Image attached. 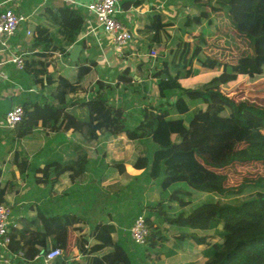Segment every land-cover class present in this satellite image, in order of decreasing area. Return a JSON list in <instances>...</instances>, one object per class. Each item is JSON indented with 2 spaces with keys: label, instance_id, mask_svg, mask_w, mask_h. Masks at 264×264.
<instances>
[{
  "label": "trees",
  "instance_id": "obj_1",
  "mask_svg": "<svg viewBox=\"0 0 264 264\" xmlns=\"http://www.w3.org/2000/svg\"><path fill=\"white\" fill-rule=\"evenodd\" d=\"M243 1L220 0V5L213 8L228 7L232 25L247 41L248 50L234 63L225 62L204 52L208 44L205 36L189 34L188 39L180 36L175 46L167 53L161 50L156 58L161 62L160 69L152 74L157 79V102L153 104L142 97L143 103L137 108L134 107L135 98L116 103L99 88L87 97L79 96L84 89L83 78L91 66L79 65L75 82L64 76L54 79L48 71L53 38L42 34L34 38L37 50L25 58V70L37 83L55 86L50 98L42 103L26 101L20 104L24 116L15 127L17 135L25 138L41 126L56 140L69 131L80 134L82 139L62 144V150L56 149L57 158L47 160L43 168L34 166L21 151L14 153L12 163L18 166L24 179L32 172H43L36 181L45 184L55 183L65 173H70L72 181L78 183L80 178L88 179L92 173L97 178L96 183L89 185L94 178L89 179L88 188H93L95 197L107 201L108 211L103 215L99 213L95 221L92 214L85 212L83 203L81 211L72 209L45 214L41 209L38 213L40 225L35 228L31 224L33 221L27 218L19 220L21 228L20 224H9L8 246L22 251L24 260L40 255L42 260L51 249H68L72 231L78 230L76 247L85 259L69 264H135L148 252L154 253L153 259L162 256L158 254L168 240L162 227L166 223L172 226L166 229L179 230L177 237L182 241L207 246L205 264H264V177L255 184H240L236 188L218 184L226 168L247 162L264 163V105L247 98L237 99L221 90L240 77L252 79L264 72V8L255 18L243 12ZM204 18L211 24L208 10H202L199 15L186 17L182 25L186 29L201 24ZM149 21L143 33L151 50L164 42L163 35L171 36L167 30L171 23L164 12H154ZM68 29L63 28V33H68ZM199 71L217 75L199 88L185 87L181 83V78ZM134 79L130 68H126L117 85L132 83ZM133 92L136 95L137 89ZM79 104L84 109L82 114L69 110ZM120 135L124 136V141L117 145L107 161L106 150L101 145L106 138ZM135 151L137 156L132 167L141 171L140 175L126 185L118 180L107 182L115 171L124 170L126 157ZM91 152L96 153L95 157H91ZM63 153L72 158L64 159ZM139 179L145 184L140 194L147 183L153 184L151 191L159 193L157 202L139 201L132 218L133 225L139 215L146 217L150 234L145 250L142 246L133 247L131 226L119 229L117 218L112 214L115 203L111 204L114 199L116 202L117 196L127 197L132 193L130 188ZM11 187L8 182L0 185V203H5L4 197ZM200 191H216L219 198L193 204L194 196ZM73 192L69 190L68 193L72 195ZM131 197H138L137 193ZM130 202L128 200L127 205ZM239 223L248 224L250 229L246 234L232 236L230 229ZM219 225H223L219 237L197 234L199 230L213 229L216 233ZM87 226L91 231L85 234ZM182 228L185 231H181ZM49 237H53L52 243ZM216 237H224V240H210Z\"/></svg>",
  "mask_w": 264,
  "mask_h": 264
},
{
  "label": "crops",
  "instance_id": "obj_2",
  "mask_svg": "<svg viewBox=\"0 0 264 264\" xmlns=\"http://www.w3.org/2000/svg\"><path fill=\"white\" fill-rule=\"evenodd\" d=\"M91 1L93 0H0V12L11 8L24 18L16 33L7 40L5 45L0 41V185L4 186L8 182L12 186L10 193L4 199L5 203L12 208L10 223L20 224V228L22 227L19 223L21 218L32 220V227H37L40 222L38 213L41 209L45 210V214L67 212L72 209L81 210L83 197L82 190L78 187L82 188L87 184L89 177L88 179L83 177L76 183L72 181L70 173H65L53 184L38 183L36 177L42 176L43 172L37 171L36 174L32 172L28 179H24L18 166L12 163L14 153L21 151L28 155L34 166L43 168L47 160L55 159L58 156L56 149H52L50 146L69 144L74 139H82L80 134L69 131L63 134L60 140H56L52 133L45 131L41 126L27 137L19 138L17 129L5 126L6 114L14 106L26 101L42 103L45 99L50 98L55 86L45 87L41 83H37L25 70V67L19 68L12 58L23 55L25 64V58L29 53L37 50L34 46V38L40 34L52 36L53 55L50 57L51 63L48 71L53 74L54 79L64 76L71 82H75L78 79L79 65L91 66V70L83 78L84 89L79 93V96L87 97L92 91L99 88L110 99L122 97L123 103L125 99H134L133 91L134 89L138 90L140 86L142 91L148 92L149 83H152L154 95L158 96L157 79L152 74L160 67L161 62L150 57L148 40L143 33L150 23V15L154 12H164L167 15V21L171 23L167 29L171 36L163 35L164 42L156 45L158 47H154L159 52L166 50L167 53L171 47L175 46L180 36L183 39H188L191 34L189 29L194 26L184 29L181 24L179 28L174 20L175 14L178 13H175L174 9L184 10L195 7L200 12L208 10L210 15V10L218 5L207 3L208 6L205 7L203 0H118V18L137 35L136 42L129 46L120 57L116 54L106 32L96 26L94 14L87 7ZM200 12L189 16L199 15ZM63 28H69L68 33H63ZM75 45H81V50L77 60H72L71 50ZM137 45L142 48L139 50ZM126 68H130V74L135 79L132 83L123 82L117 85L120 75ZM205 73L211 72L199 71L187 78ZM208 81L201 82L200 85L203 86ZM143 97L146 99L145 95ZM69 110L79 115L84 109L79 104ZM106 139L109 141L108 138ZM106 141L103 142L104 145L108 143ZM74 154L76 155V153ZM95 154H91V157H95ZM69 156L72 157V155L63 153L64 159H69ZM107 157L111 156L107 155ZM130 171L133 175H138L137 173L140 172L133 167ZM69 190H73L75 191L73 193L77 194L76 201L70 204L68 203L71 200ZM88 190L94 192L92 187H89ZM109 216L111 217V214ZM37 217L36 222L35 218ZM163 233L166 234L165 231ZM49 242H53V237H49ZM76 259L84 262L85 256L81 255L77 249L73 233L68 249L63 250L61 257L50 261L41 260V255L34 259L24 260L22 251L13 250L11 246L6 248L0 246V264H69Z\"/></svg>",
  "mask_w": 264,
  "mask_h": 264
},
{
  "label": "rangeland",
  "instance_id": "obj_3",
  "mask_svg": "<svg viewBox=\"0 0 264 264\" xmlns=\"http://www.w3.org/2000/svg\"><path fill=\"white\" fill-rule=\"evenodd\" d=\"M219 1L220 0H211V1L203 0V2H205L206 4L208 3V4L220 5V3H218ZM261 8H264V0L243 1V9H242L243 12L251 13L252 15H255V18L262 14ZM177 9L178 8L174 9V11L176 10L175 13H178L175 14L176 17L174 20L179 25V28L181 24H183L185 16H189L194 13L198 14L200 12L199 9L195 7L185 8L184 10L182 9L177 10ZM210 11H211L210 17L212 18L211 24L208 23L206 18H204L201 25L194 24V26L189 30L191 31V34L194 35L199 34L198 36H202V37L205 36L207 38L208 44H207V48L204 51L206 54L217 57L221 61L234 63L243 52L248 50L247 41L243 39L238 34L237 29L233 27L231 17L229 16L228 7L221 9H212ZM137 47L139 48V50L142 48V46L140 45L139 46L137 45ZM215 75H217V73L211 72L191 78L183 77L181 78L182 79L181 82L186 87L199 88L201 86L200 85L201 82H206ZM143 82L145 83L144 78H143ZM149 84H150V89L148 92L142 91L141 90L142 88L140 86V88L137 90L138 91L137 94L132 96L133 98H135V104H134L135 108H137V105L139 104L142 105L143 103L142 97L144 95L146 96L147 99L146 101L149 100L153 104L157 102L158 96L154 95V89L152 87V83ZM221 90L222 91L224 90L225 93L237 99L247 98L253 100L258 104L264 105V72L252 79L248 77H240L237 82L229 85L228 87H222ZM116 98L112 99L113 102L121 103L122 97H116ZM188 118L189 117L186 116L187 120ZM108 139L109 141H106V143L107 142L108 143L105 145L102 143L101 146L103 149L106 150V154L108 156H113L117 148V145L124 141V136L121 135L111 136ZM63 146L64 145L61 144L55 147L54 145H52L50 147H52V149L62 150ZM137 152L135 151L133 153H130L126 157L127 163L125 164L124 170L121 172L115 171L112 174V176H110L109 179H107V182L118 180L121 184H125V185L132 182L136 175L130 173L131 172L130 170L132 168L131 167L132 163L136 159ZM121 155H122V150H120L119 156ZM238 155L242 158V152H239ZM71 158L72 157L69 156V159ZM222 172L224 173V176L220 177L218 184H225V186L228 188H236V186H239L240 184H255L259 181L261 177H264V163L247 162V163L236 164L232 167L226 168ZM140 173L141 171L138 172L137 174L140 175ZM91 178H94L92 173L89 179ZM81 179L82 178H80L79 180ZM96 179L97 178H94L89 183V185H93L96 182ZM144 185L145 184L143 183L142 179H139L137 182L133 183L132 187L130 188L133 192L129 193L127 197L125 195L124 196L121 195V196H117L116 202L115 199L111 201V204L115 203V209L112 211V214L114 215V217L117 218V225L119 229L125 226L132 225V218L134 217V214L140 202L148 203V202L158 201L159 199V193L157 192L158 190L151 191L153 184L147 183L144 192L142 194L139 193L140 189L144 187ZM78 188L82 190L83 206L85 208V212L92 214V217L93 219H95V221L98 219L96 216H98L99 213L103 215L106 211H108L107 201L105 199H100L99 197H95L94 192L92 193L91 191H88V183L83 185L82 188L80 186ZM80 190H78V192H81ZM134 193H137L138 197L136 198L131 197V195ZM76 196L77 194L73 193L70 196L71 200L68 203L70 204L73 201L75 202ZM211 198H215V199L219 198L216 191L213 192L200 191L197 192L196 195L194 196L193 204H198L199 202L206 201ZM128 200L131 201L129 205H127ZM177 211L178 209L174 210V212ZM162 227H163V232L165 231L166 236L168 237V240H166L163 248L160 249L161 251L158 254L162 256L159 259H153L152 255H154V253L148 252L146 253L145 256H143L144 258L139 259L138 261H136L135 264H205L206 263V261L208 260L207 257L208 248L206 245L195 246L191 243L190 240H186L185 242H182L181 239L176 236L177 234H179L178 229H173V230L166 229L167 227H172L166 223H163ZM88 229L91 231L90 227L87 226V229H85V234L88 232ZM249 229L250 227L248 224L239 223L233 226L230 229V232L232 233V236H236L239 234H246ZM222 230H223V225H219L216 233L215 230L213 229L206 232L199 230L197 231V234L198 235L208 234V235L218 236L219 235L218 233H221ZM181 231H185V228H182ZM72 233L74 238H77L80 234L78 230L72 231ZM210 240L212 242H217V241L222 242V240H224V237H222L221 239L216 237ZM133 247L136 249L138 248V246L135 243H133ZM142 248L144 250L146 249V247L144 246H142ZM171 251H174L173 255H169Z\"/></svg>",
  "mask_w": 264,
  "mask_h": 264
},
{
  "label": "built area",
  "instance_id": "obj_4",
  "mask_svg": "<svg viewBox=\"0 0 264 264\" xmlns=\"http://www.w3.org/2000/svg\"><path fill=\"white\" fill-rule=\"evenodd\" d=\"M87 7L94 14L96 26L101 27L109 37L116 54L123 56L125 50L136 42L137 35L128 29L118 18V0H93ZM24 20L15 10L8 8L0 12V41L5 45L7 40L13 36L20 23ZM159 54L157 49L150 50V57L156 59ZM19 68L24 67L23 55L12 58ZM24 109L22 106H14L5 117V126L15 128L23 120ZM12 210L7 203H0V246L7 247L10 243L9 229ZM131 239L137 246H147L150 231L146 217L139 215L130 228ZM63 255L60 248L51 249L46 253V261L55 260Z\"/></svg>",
  "mask_w": 264,
  "mask_h": 264
},
{
  "label": "water",
  "instance_id": "obj_5",
  "mask_svg": "<svg viewBox=\"0 0 264 264\" xmlns=\"http://www.w3.org/2000/svg\"><path fill=\"white\" fill-rule=\"evenodd\" d=\"M158 47V46H156ZM81 50V45H75L73 49L71 50V59L72 60H77Z\"/></svg>",
  "mask_w": 264,
  "mask_h": 264
}]
</instances>
